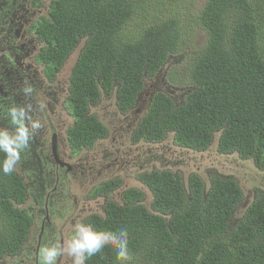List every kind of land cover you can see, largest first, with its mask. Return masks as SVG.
I'll return each mask as SVG.
<instances>
[{"label":"trees","instance_id":"1","mask_svg":"<svg viewBox=\"0 0 264 264\" xmlns=\"http://www.w3.org/2000/svg\"><path fill=\"white\" fill-rule=\"evenodd\" d=\"M136 9L134 0H53L50 18L39 29L49 43L45 60L56 68L83 44L69 99L75 117L70 140L76 147L91 146L106 135L105 125L90 113L103 94L115 92L126 113L146 81L184 50L181 21L174 13L142 23L139 35L124 31ZM199 26L206 43L196 54L188 53L186 95L178 100L155 93L138 135L163 140L172 134L179 146L204 151L219 133V152L238 153L264 169V0H206ZM142 178L154 193L150 208L143 192L128 188L124 204L111 201L105 215L89 220L98 231L126 230L131 264H264V187L256 189L236 219L244 190L234 178L211 173L205 182L193 172L188 187L173 172ZM25 187L16 171L0 172V259L27 240L34 215L25 207ZM86 264L121 262L109 247Z\"/></svg>","mask_w":264,"mask_h":264},{"label":"flooded vegetation","instance_id":"2","mask_svg":"<svg viewBox=\"0 0 264 264\" xmlns=\"http://www.w3.org/2000/svg\"><path fill=\"white\" fill-rule=\"evenodd\" d=\"M52 3L53 0H0V104L30 102L35 117L43 124L30 141V148L22 154L16 171L25 183V207L32 208L34 219L21 249L14 254L4 255L0 264H38L37 253L41 245L54 243L57 239L62 243L68 240L75 223L91 225L90 218L105 215V208L111 201L124 204L123 193L128 189L127 185H123V177L118 174L121 168L112 158L113 152H108L99 162L89 153L94 149L98 151L100 142L110 137V125L103 123L107 129L106 135L97 138L91 146L76 147L70 140V129L75 125V117L69 108L72 71L62 75L63 67L56 68L52 61L45 60L44 51L49 43L39 35L41 25L50 18ZM5 53L11 54L14 63ZM25 80L36 90L33 97L27 99L22 92ZM165 80L169 82L167 74ZM152 86L155 90L145 87L141 92L142 99L138 98L135 106L126 112L128 114L134 108L142 111L133 130H129L134 144L162 141L138 135L140 121L149 110L150 104L145 100L163 91L160 82ZM186 90L187 86L184 96ZM40 103L46 105L42 111L38 108ZM120 112L125 114L124 111ZM0 126H8L2 112ZM147 163L142 156L135 155L126 160L129 165L126 170L129 171V167L138 170ZM161 168L137 173L139 181L152 192L153 198L154 193L142 176L154 171L173 172L168 167ZM129 188L140 190L146 197L142 189ZM117 193L120 195L119 201L112 198ZM99 204L102 205L101 209ZM57 264H72V261L67 256H61Z\"/></svg>","mask_w":264,"mask_h":264},{"label":"rangeland","instance_id":"3","mask_svg":"<svg viewBox=\"0 0 264 264\" xmlns=\"http://www.w3.org/2000/svg\"><path fill=\"white\" fill-rule=\"evenodd\" d=\"M134 2L137 9L124 30L130 35H139L144 28L142 23L150 24L155 17L163 20L174 13L173 16L180 18L183 37L186 40L184 50L170 58V61L163 66V71L161 70L156 75L159 78L146 82L147 90L154 91L155 88L152 85L155 82L156 86L160 82L163 85L161 89H164L167 72L168 80L175 82L170 93L180 100L184 96L186 83L189 82L191 60L189 63L188 53L190 55L196 54L206 43V32L199 26V14L206 0H134ZM158 7L163 12L158 13ZM81 47L82 44L80 43L79 49L74 53L71 60L63 66L62 75H68L73 69ZM158 79L160 80L157 81ZM136 109L134 108L128 114H122L117 106L116 93H112L111 96L103 94L102 99L90 107V113L96 115L105 125L111 126V135L105 141L100 142L101 148L98 151L94 149L89 153L92 155L91 157H96L99 162L108 152H113L112 158L116 159L121 168L118 174L123 177V185H127V188L142 189L146 194L143 203L147 207H151L153 194L141 180L139 181L137 173L143 170L162 169V166L168 167L167 169L180 175L186 187H188L189 175L193 172L198 173L205 182L209 180L211 173L236 179L244 190V201L236 210V219L249 205L256 189L264 187V169L258 167L254 160L245 159L238 153H221L218 151L219 133L214 134L211 145L204 151H195L178 146L175 144L172 134H169L161 142L134 144L129 130H133L136 120L142 114V111ZM64 117L67 118L68 116ZM135 155L142 156L148 163L138 170L129 167V171H127L126 168L129 165L126 164V160ZM112 198L119 201V193ZM101 207L102 205L99 204L100 209Z\"/></svg>","mask_w":264,"mask_h":264},{"label":"clouds","instance_id":"4","mask_svg":"<svg viewBox=\"0 0 264 264\" xmlns=\"http://www.w3.org/2000/svg\"><path fill=\"white\" fill-rule=\"evenodd\" d=\"M7 58L14 63L10 53H5ZM156 77V76H155ZM158 79L157 81H159ZM175 82H165L163 91L172 95L171 90ZM36 90L27 80L24 81L22 92L27 99L33 97ZM45 104H38L42 111ZM0 112L8 121V126H0V172L11 175L17 171L22 160V154L30 148V141L43 127L41 120L34 115L32 103L8 105L0 104ZM72 236L63 243L57 239L51 244H43L37 253L38 264H57L58 258L67 256L72 264H86L93 257L102 256L106 248H113L121 264H131L134 257L129 249L126 230L118 234L110 231H98L91 225L77 222L72 227Z\"/></svg>","mask_w":264,"mask_h":264},{"label":"water","instance_id":"5","mask_svg":"<svg viewBox=\"0 0 264 264\" xmlns=\"http://www.w3.org/2000/svg\"><path fill=\"white\" fill-rule=\"evenodd\" d=\"M81 44H82V42H80ZM80 43L78 44V46L76 47V49L68 56V58L66 59V61H65V63H64V65L63 66H65L66 65V62L67 61H70L71 60V58H72V56L74 55V53L79 49V45H80ZM82 48H83V44H82V47H81V50H82ZM81 52V51H80ZM77 62V61H76ZM75 62V63H76ZM74 63V64H75ZM71 71H72V69H71ZM140 96H142V93L141 94H139ZM140 99H142V97H140ZM150 100H151V98H149L148 100H145L148 104H149V102H150ZM213 139H214V137H213ZM213 139H212V141H213Z\"/></svg>","mask_w":264,"mask_h":264}]
</instances>
